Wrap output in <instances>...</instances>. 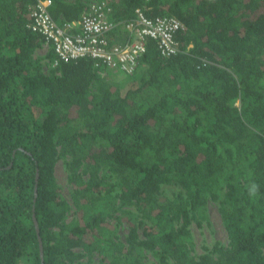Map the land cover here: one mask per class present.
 <instances>
[{"label":"trees","instance_id":"1","mask_svg":"<svg viewBox=\"0 0 264 264\" xmlns=\"http://www.w3.org/2000/svg\"><path fill=\"white\" fill-rule=\"evenodd\" d=\"M39 1L59 26L94 4L0 0V264H264V0H95L110 46L133 42L138 11L183 25L175 54L147 38L119 82L95 59L38 55ZM210 204L228 242L198 251Z\"/></svg>","mask_w":264,"mask_h":264},{"label":"built area","instance_id":"2","mask_svg":"<svg viewBox=\"0 0 264 264\" xmlns=\"http://www.w3.org/2000/svg\"><path fill=\"white\" fill-rule=\"evenodd\" d=\"M50 1H39L32 10V29L46 39L47 49L52 46L58 61L69 62L81 58H92L114 74L133 76L140 67L139 59L146 51L147 38L158 43L164 56L177 52L175 37L183 28L175 17L156 20L145 17L138 11L136 24L126 28L134 34L132 43L124 47L110 46L105 36L112 28L100 4L94 3L81 20L59 26L51 17ZM56 62V65L58 64Z\"/></svg>","mask_w":264,"mask_h":264},{"label":"rangeland","instance_id":"3","mask_svg":"<svg viewBox=\"0 0 264 264\" xmlns=\"http://www.w3.org/2000/svg\"><path fill=\"white\" fill-rule=\"evenodd\" d=\"M95 2H96L95 0H92L91 4H93ZM48 51H49V49L44 47L43 49H41L39 51L38 55L40 57L45 56L48 53ZM45 63H46L45 72L49 73L48 72L49 71V68H48L49 64L47 62H45ZM106 74L110 75V78H113L116 82H119L122 80H128L130 78L129 76H125L122 74H113L112 76L110 73H106ZM56 176H57V179H58L60 186L63 189L64 197L72 204L71 186L68 184V181H67V172L65 169V161L62 159L58 162V164L56 166ZM172 191H176V190L174 188H168V191L166 190V192H172ZM72 208H73V206H72ZM73 210H74V208H73ZM209 214H210V225L204 224V226L202 228H199L196 226H194V228H193L198 251L200 250V248L202 247V245L204 243L213 244L216 241H220V242L227 244V242H228L227 233H226V230L223 226V223H222L219 211H218V207L216 204H210L209 205ZM125 233H126V230L124 227L121 230V235H124ZM77 251L80 252L81 250H77ZM151 260L153 261L152 258H151ZM87 261H88V258L86 257V258L82 259L81 262L86 263ZM99 261L100 260H99L98 255L95 254L93 256L91 264H99Z\"/></svg>","mask_w":264,"mask_h":264},{"label":"clouds","instance_id":"4","mask_svg":"<svg viewBox=\"0 0 264 264\" xmlns=\"http://www.w3.org/2000/svg\"><path fill=\"white\" fill-rule=\"evenodd\" d=\"M246 188H247L249 197H256L260 192V185L256 183L255 181L246 185Z\"/></svg>","mask_w":264,"mask_h":264}]
</instances>
